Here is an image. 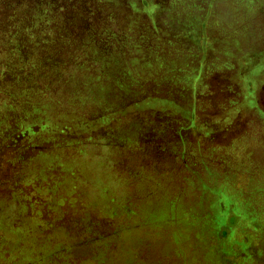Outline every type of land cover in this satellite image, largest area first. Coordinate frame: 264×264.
<instances>
[{"label":"crops","instance_id":"obj_1","mask_svg":"<svg viewBox=\"0 0 264 264\" xmlns=\"http://www.w3.org/2000/svg\"><path fill=\"white\" fill-rule=\"evenodd\" d=\"M15 1L11 15L20 18L23 27L26 0ZM30 1L33 18L39 22H35L36 32L52 35L55 0ZM197 1H69L71 15L81 19L70 22L73 33L118 34L122 31L118 19L124 10L132 27L153 35L138 44L139 57L145 59L141 84L145 88L139 92L133 93L130 86L127 89L122 84L121 54L115 45L108 51L98 45L94 90L87 61L93 49L89 44L75 46L83 57L79 67L76 58L71 59L75 65L69 64V58L61 63L66 54L59 50L55 62V43H41L35 53L33 85L29 88L34 95L31 121L26 119L27 112H22L28 104L22 100L26 91L21 83L26 79L19 71L20 64L2 72L1 81L11 83L7 90H19L13 94L10 91L12 100L8 102V109L18 114L17 120L13 119L14 127L9 123L13 135L7 137L4 113L0 138V251L12 258L3 263L19 262L29 252L37 258L32 264H51L52 260L59 264L64 253L47 250L44 245L60 242L68 234L55 196L59 178L55 163L67 157L59 154L58 148L73 145V141L59 138L55 124L68 104L71 81L81 83L82 97L93 109V119L88 124L96 130L99 146L108 147L110 153L117 148H143L158 158L154 160L167 159L171 164L175 158L179 162L192 161L190 169L195 175L182 169L178 173L195 176L203 187L200 190L209 192L215 200L211 210L226 215L229 235L247 245H258L250 256L264 258V0H253L255 6L251 0H213L215 8L204 15L193 8ZM259 24L261 33L255 30ZM19 26L20 21L13 29ZM212 28L222 43L209 41ZM22 32L17 29L16 33ZM156 37L161 41H155ZM260 41V46L255 45ZM16 49L20 59V44ZM67 70L71 72L67 74ZM108 80L112 87L106 91ZM91 92L96 95L92 104ZM30 123L37 142L35 137L26 142L25 126ZM114 159L111 155L110 161ZM134 159L137 158L130 160ZM111 171L109 177L117 178L115 169ZM241 253L244 257L245 250L241 249ZM49 254L52 256L47 262L44 258Z\"/></svg>","mask_w":264,"mask_h":264},{"label":"rangeland","instance_id":"obj_2","mask_svg":"<svg viewBox=\"0 0 264 264\" xmlns=\"http://www.w3.org/2000/svg\"><path fill=\"white\" fill-rule=\"evenodd\" d=\"M69 1L71 4V0H55V8L51 13L54 32L50 35L36 32L38 28L35 22H39L33 18V3L30 0L24 3L27 17L23 27L21 19H14L11 15L16 1L0 0V138L3 136L4 113L7 137L13 135L9 123L14 127L13 119L16 121L18 114L8 109V102L12 100L11 94L19 93V90H7L11 83L1 81V74L20 64L19 71L24 72L26 79L21 83L26 91L22 100L28 104L22 112H27L26 119L32 121L34 95L29 88L33 85L35 53L39 52L37 49L41 43H55L52 48L55 62L59 50L66 54L61 63L65 64L69 58V64L75 65L71 59L76 58L79 67L83 57L80 50H75V46L89 44L93 49L87 61L90 64L91 88L94 90L97 82L93 77L100 56L98 45L102 44L107 51L115 45L116 52L121 54L122 84H126L127 89L130 86L133 93L145 88H141L145 59L139 57L138 44L150 40L153 35L138 32L137 26L132 27L131 21L124 16V10L122 18L118 19L122 29L118 34L73 33L70 22L81 19L71 15ZM250 4L256 5L253 0ZM215 6L213 0H198L193 8L204 15ZM86 15L89 20V15ZM18 21L19 28L13 29ZM260 24L255 30L261 33ZM17 29L23 32L16 33ZM215 31V28L210 30L209 41L220 44L223 41L215 35ZM155 41L160 42L161 38L156 37ZM18 44L22 47L20 59H17ZM261 44L260 41L255 45ZM77 52L80 53L76 56ZM22 63L24 67H21ZM70 72L67 70V74ZM69 84L72 88L68 91V104L63 106L55 124L59 138L63 136L67 141H73V145L58 148L57 152L67 157L63 162L55 163L59 170L58 192L55 196L68 234L60 242L44 245L47 250L64 251L59 264H264V258L250 256L258 245L237 241L235 235L228 233L231 229L226 215L219 210H211L215 207L214 198L209 192L201 191L203 187L194 179L195 176L189 175H195L190 169L191 165L194 166L192 161L179 162L175 158L171 164L167 159L154 160L158 158L143 148L131 151H125V147L122 151L117 148L110 153L108 147L98 145L97 133L91 128L92 125L89 128L93 109L89 107L87 99L82 97L81 83L71 81ZM109 87H112L110 80L105 82L106 91ZM123 95L126 93L123 92ZM95 96L94 92L90 93V104L96 102ZM139 118L142 116L139 115ZM32 127V123L25 126L26 142L35 138L37 142ZM1 150L0 147V153ZM111 155L115 158L113 161H110ZM133 157L137 159L130 160ZM112 169L118 175L115 179L109 177V172L113 173ZM179 169L189 171V174H179ZM71 230L72 234L69 232ZM241 249L245 250L244 257L241 256ZM3 252L0 251V264H5L3 262L7 258L12 260L10 254L1 255ZM51 256H46L45 261L48 262ZM36 260L33 253L27 252L14 264H32ZM51 264H57V261L52 260Z\"/></svg>","mask_w":264,"mask_h":264}]
</instances>
